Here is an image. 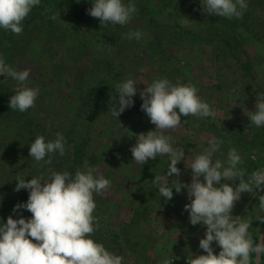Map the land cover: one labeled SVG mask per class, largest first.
I'll return each instance as SVG.
<instances>
[{"label":"rangeland","instance_id":"obj_1","mask_svg":"<svg viewBox=\"0 0 264 264\" xmlns=\"http://www.w3.org/2000/svg\"><path fill=\"white\" fill-rule=\"evenodd\" d=\"M135 1L138 11L127 25L103 27L93 17L85 25L67 17H56L53 23L42 18L27 25L26 36L20 35L26 43L14 42L12 55L19 54L11 67L31 69L26 83L38 88L39 95L34 107L25 111L36 117L24 128L27 137L21 129L19 134L7 133L0 123V218L4 223L9 215L31 218L27 210L13 213L15 205L29 197L28 190L15 191L18 174L30 180L51 171L70 173L68 161L60 162L65 155L54 154L52 163L43 168L29 156L37 136L43 135L47 142L62 133L65 154L82 150L77 170L87 160L110 180L107 190L94 195L99 229L93 238L122 256L124 264H162L165 257L173 264H187L188 254H206L199 248L206 226L190 223L184 210L191 202L186 188L180 193L173 188L171 200L160 196L154 180L166 176L167 156L144 165L133 161L130 149L136 135L155 130L141 110L140 92L157 78L191 84L216 112L214 118L181 116L179 127L164 132L172 137L174 148L185 151V159L177 164L180 175L168 178L169 187L178 179L192 182L188 167L210 139L223 141L213 160L225 166L228 150L237 149L243 160L238 168L247 170L245 178L264 168V126H255L247 115L255 110L258 94L264 93V0H247L240 19L208 15L201 0ZM137 30L143 33L140 40L126 38V33ZM127 78L135 81L137 93L133 106L117 118L111 111L118 107L116 85ZM6 79L15 94L17 82ZM14 113L11 128L18 127L22 118L18 110ZM225 182L239 183L221 181ZM259 195L264 191L258 190L257 196L242 193L232 210L233 218L249 222L256 243L264 233V223L257 220L264 216ZM212 247L218 255L215 242Z\"/></svg>","mask_w":264,"mask_h":264},{"label":"clouds","instance_id":"obj_2","mask_svg":"<svg viewBox=\"0 0 264 264\" xmlns=\"http://www.w3.org/2000/svg\"><path fill=\"white\" fill-rule=\"evenodd\" d=\"M201 3L208 15L227 19L242 18L248 8L247 0H201ZM39 4L40 0H0V29L21 35L23 22ZM137 11L131 0L128 3L125 0H92V6L87 9L103 27L127 25ZM51 18L55 19V16ZM142 36L138 30L126 33L129 40H140ZM30 74L31 69L16 70L0 55V75L17 82L15 94L10 97L12 110L25 112L34 107L39 89L27 86ZM136 85L131 78L116 85L118 107L111 109L113 116L118 118L126 108L133 106ZM197 93L193 85L173 83L167 78L155 79L140 92L141 110L155 125V130L136 135V143L130 149L133 161L144 165L149 159L167 156L170 163L166 176H156L154 180L160 196L171 200L173 188L177 193L187 189L191 202L184 210L189 213L190 223L206 226L205 237L199 241V248L206 254H188L187 264H261L264 237H260L258 243L254 242L248 231L249 222L239 216L233 218L232 210L242 193L257 196L258 190L264 191V168L245 178L247 170L238 168L243 160L237 149L228 150L225 166L221 160H213L223 141L210 139L208 147L196 154L188 167L192 170V182L181 183L178 179L172 187L168 186L169 177L180 175L177 164L185 159V151L174 148L172 137L164 132L179 127L181 116H216ZM247 115L255 126H264V93L258 94L255 110ZM65 144L62 133L47 142L39 135L30 144L29 156L43 168L52 163L54 154L65 155ZM251 158L256 159L254 155ZM98 172V168L85 160L83 168L75 175L68 171H51L47 176L41 174L26 180L18 174L15 191L28 190L29 197L26 202L15 205L13 213L27 210L31 218L21 214L19 219H14L9 215L6 223L0 218V264H124L122 256L93 238L99 229V221L94 216L97 207L94 195L102 194L110 187V180ZM237 180L239 183H221ZM259 210L264 212V195H259ZM257 220L264 223V216H257ZM213 242L220 248L218 255L212 247ZM162 264H173V260L165 257Z\"/></svg>","mask_w":264,"mask_h":264},{"label":"trees","instance_id":"obj_3","mask_svg":"<svg viewBox=\"0 0 264 264\" xmlns=\"http://www.w3.org/2000/svg\"><path fill=\"white\" fill-rule=\"evenodd\" d=\"M136 2L135 0H131ZM138 1V0H137ZM92 6V0H40V4L34 6L29 16L26 18L25 23L23 24V32L26 36L25 30L28 29V24L30 22H35L41 20L42 18H48L51 20L53 16L55 18L62 17L68 18L70 22H76L80 24H87L89 20H91V16L88 14L87 9ZM27 22V24H26ZM53 23V19H52ZM5 39V40H4ZM3 42V45L1 43ZM18 41L22 43H26L27 39H21V36H17L10 32H7L3 29L0 31V55L3 56L5 62L12 66L15 54H19V51H15L14 55H12V48L14 42L18 44ZM6 48V49H5ZM5 49V50H4ZM18 52V53H17ZM10 58V59H9ZM245 69L249 68V65H243ZM249 70V69H248ZM14 95L9 83L5 76L0 75V123L2 126L7 128V133H16L19 134V130L21 129L22 135H24V128L28 125L34 123L36 117L34 115L28 114L26 112H20V116L22 118L18 119V123L20 124L18 127H10L12 126V119L14 118V112L17 110H12L9 107L10 97ZM28 135H24L23 137H27ZM18 137V136H17ZM15 137V138H17ZM22 137V139H23ZM76 153L72 154L69 151L65 154L64 160L60 161L61 164L65 161H68V168H70V173L73 174L77 171V166L80 164L82 150L78 149L75 151ZM253 163V161H250ZM261 264H264V259H262Z\"/></svg>","mask_w":264,"mask_h":264},{"label":"water","instance_id":"obj_4","mask_svg":"<svg viewBox=\"0 0 264 264\" xmlns=\"http://www.w3.org/2000/svg\"><path fill=\"white\" fill-rule=\"evenodd\" d=\"M261 237H264V233L262 234V236Z\"/></svg>","mask_w":264,"mask_h":264}]
</instances>
